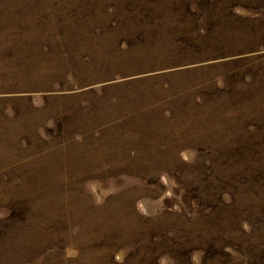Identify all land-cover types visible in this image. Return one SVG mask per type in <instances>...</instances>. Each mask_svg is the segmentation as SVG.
<instances>
[{"label":"rangeland","instance_id":"374dc122","mask_svg":"<svg viewBox=\"0 0 264 264\" xmlns=\"http://www.w3.org/2000/svg\"><path fill=\"white\" fill-rule=\"evenodd\" d=\"M0 264H264V0H0Z\"/></svg>","mask_w":264,"mask_h":264}]
</instances>
